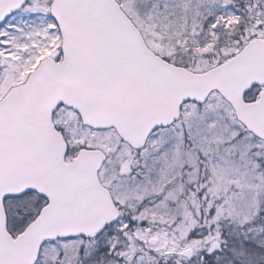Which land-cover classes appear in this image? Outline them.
Instances as JSON below:
<instances>
[{
    "label": "snow or ice",
    "instance_id": "1",
    "mask_svg": "<svg viewBox=\"0 0 264 264\" xmlns=\"http://www.w3.org/2000/svg\"><path fill=\"white\" fill-rule=\"evenodd\" d=\"M0 264H264V0H0Z\"/></svg>",
    "mask_w": 264,
    "mask_h": 264
}]
</instances>
